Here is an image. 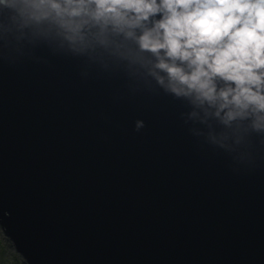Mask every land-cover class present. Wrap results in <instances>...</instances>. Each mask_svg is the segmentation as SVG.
Instances as JSON below:
<instances>
[{"label": "water", "instance_id": "obj_1", "mask_svg": "<svg viewBox=\"0 0 264 264\" xmlns=\"http://www.w3.org/2000/svg\"><path fill=\"white\" fill-rule=\"evenodd\" d=\"M187 111L44 46L0 59V228L26 264H264V151Z\"/></svg>", "mask_w": 264, "mask_h": 264}, {"label": "clouds", "instance_id": "obj_2", "mask_svg": "<svg viewBox=\"0 0 264 264\" xmlns=\"http://www.w3.org/2000/svg\"><path fill=\"white\" fill-rule=\"evenodd\" d=\"M39 46L180 100L189 133L234 158L264 151V0H0V59Z\"/></svg>", "mask_w": 264, "mask_h": 264}, {"label": "rangeland", "instance_id": "obj_3", "mask_svg": "<svg viewBox=\"0 0 264 264\" xmlns=\"http://www.w3.org/2000/svg\"><path fill=\"white\" fill-rule=\"evenodd\" d=\"M0 264H26L0 228Z\"/></svg>", "mask_w": 264, "mask_h": 264}]
</instances>
